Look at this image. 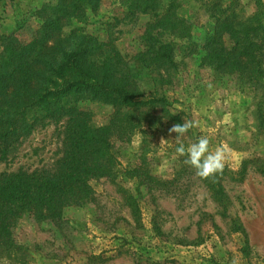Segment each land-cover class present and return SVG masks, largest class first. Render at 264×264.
Wrapping results in <instances>:
<instances>
[{
	"label": "rangeland",
	"instance_id": "1",
	"mask_svg": "<svg viewBox=\"0 0 264 264\" xmlns=\"http://www.w3.org/2000/svg\"><path fill=\"white\" fill-rule=\"evenodd\" d=\"M177 2L178 15L191 27L192 49L201 47L213 35L214 20L198 0ZM215 2L223 9L230 4ZM57 3L0 0V34L28 42L38 27L35 12ZM98 6L81 26L103 41L106 25L121 19L122 9L116 0H100ZM232 8L238 23L255 29L250 39L257 43L264 37V0H235ZM147 22L148 16L139 15L134 23L114 29L115 46L127 60L143 49L140 37ZM168 41L176 45L178 66L168 97L183 122L193 127L179 140L171 127H144L128 143H117L116 178L91 182L94 204L70 208L59 231L23 221L0 264H264V45L262 65L250 81L249 76L218 80L193 60L187 40ZM81 107L93 113L97 125L110 116L94 103ZM203 136L211 149L225 153L223 170L207 178L184 163L187 156L175 152L179 143L187 147ZM59 145L58 131L49 125L36 131L0 171L48 166ZM140 164L162 185H140L125 173ZM208 183L221 185V199L212 195ZM120 190L132 196L133 216Z\"/></svg>",
	"mask_w": 264,
	"mask_h": 264
},
{
	"label": "trees",
	"instance_id": "2",
	"mask_svg": "<svg viewBox=\"0 0 264 264\" xmlns=\"http://www.w3.org/2000/svg\"><path fill=\"white\" fill-rule=\"evenodd\" d=\"M99 1L58 0L55 6H42L28 42L0 34V165H9L23 144L49 125L60 138L48 166L0 171V255L13 247L14 230L23 221L59 231L70 208L94 204L91 182L116 178L117 143H128L144 127L183 123L168 97L178 68L176 45L168 39L187 40L193 60L218 80L249 76L250 81L262 65L264 37L257 43L250 39L255 29L236 21L235 0L225 9L217 0H198L214 20V31L195 49L191 27L177 13V0H116L122 18L106 25L103 41L81 26ZM139 15L148 16L140 37L143 49L127 60L115 46L114 29L134 23ZM82 103L109 110L107 122L93 123V113ZM125 173L140 185H162L141 164ZM208 184L221 199V185ZM119 192L133 216L132 196Z\"/></svg>",
	"mask_w": 264,
	"mask_h": 264
},
{
	"label": "clouds",
	"instance_id": "3",
	"mask_svg": "<svg viewBox=\"0 0 264 264\" xmlns=\"http://www.w3.org/2000/svg\"><path fill=\"white\" fill-rule=\"evenodd\" d=\"M193 127V124L184 121L182 124L177 123L170 129L171 133L176 134V140L184 136ZM175 152L179 156H187L184 160L186 165L192 167L200 177H210L220 173L223 170L225 162V153L222 148L215 150L210 148V139L206 136L198 138L195 142L187 147L179 143Z\"/></svg>",
	"mask_w": 264,
	"mask_h": 264
}]
</instances>
